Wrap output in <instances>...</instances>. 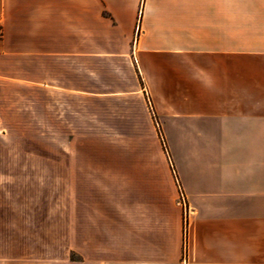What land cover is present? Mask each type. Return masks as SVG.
<instances>
[{
	"label": "crops",
	"instance_id": "crops-1",
	"mask_svg": "<svg viewBox=\"0 0 264 264\" xmlns=\"http://www.w3.org/2000/svg\"><path fill=\"white\" fill-rule=\"evenodd\" d=\"M18 114L44 138L50 116L159 132L165 164L73 165L72 257L0 264H264V0H0V117Z\"/></svg>",
	"mask_w": 264,
	"mask_h": 264
},
{
	"label": "rangeland",
	"instance_id": "rangeland-1",
	"mask_svg": "<svg viewBox=\"0 0 264 264\" xmlns=\"http://www.w3.org/2000/svg\"><path fill=\"white\" fill-rule=\"evenodd\" d=\"M51 117L49 138L40 137V124L23 114L11 117L12 121L7 115L0 117V259L40 257L47 246L53 254L72 257L71 251L57 244L66 242L71 221L60 216L71 207L73 165L136 161L141 152L145 161L165 164V140L159 132L146 139L105 137L118 124L105 122L110 117L103 115L98 122H77L73 133L67 124H57ZM111 189L120 194L119 186Z\"/></svg>",
	"mask_w": 264,
	"mask_h": 264
},
{
	"label": "built area",
	"instance_id": "built-area-1",
	"mask_svg": "<svg viewBox=\"0 0 264 264\" xmlns=\"http://www.w3.org/2000/svg\"><path fill=\"white\" fill-rule=\"evenodd\" d=\"M146 98H147V101H148L150 108H151V104H150V100H149L147 92H146ZM179 201H180V204L184 210V212H183V224H184V234H186V227H187V221H188V218H187L188 217V209L186 208V203H185L184 196L182 193H180Z\"/></svg>",
	"mask_w": 264,
	"mask_h": 264
}]
</instances>
